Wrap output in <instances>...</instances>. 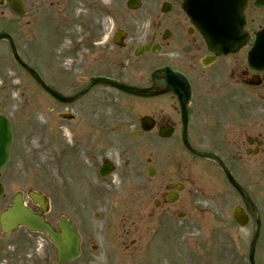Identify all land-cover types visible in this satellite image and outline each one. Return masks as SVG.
<instances>
[{"label":"flooded vegetation","instance_id":"af4514ba","mask_svg":"<svg viewBox=\"0 0 264 264\" xmlns=\"http://www.w3.org/2000/svg\"><path fill=\"white\" fill-rule=\"evenodd\" d=\"M140 3L138 11L121 13V0H21L22 14L9 19V8L0 0V31L12 36L21 61L56 91L75 93L100 78L115 84L97 83L84 100L67 105L44 93L54 105L49 153L58 148L57 138L74 129L88 157L84 163L99 176L106 159L122 157L104 133L125 140L140 135L148 162L166 168L170 155L180 168L171 174L182 178L184 140L196 151L219 156L244 185L248 166L259 165L264 153V71L248 63L253 37L264 28V6L257 10L255 25H246L249 43L220 55L209 50L186 16L185 0ZM2 22H8L4 30ZM25 74L11 58L7 41H0V93L17 91ZM76 76L83 78L77 82ZM120 83L125 86L116 88ZM125 89L151 96L135 97ZM0 99L7 102V97ZM61 108L74 115L73 125L56 120ZM39 128L35 123L30 131ZM162 139L172 141L170 146H163ZM159 174L167 176L160 170L154 177ZM250 177L252 185H261Z\"/></svg>","mask_w":264,"mask_h":264},{"label":"rangeland","instance_id":"374dc122","mask_svg":"<svg viewBox=\"0 0 264 264\" xmlns=\"http://www.w3.org/2000/svg\"><path fill=\"white\" fill-rule=\"evenodd\" d=\"M47 193L51 194L48 189L45 190ZM133 199H123L122 201L118 202V206L121 207L124 211L129 212L132 207L134 208V211H139L141 214L147 212L146 220L148 221L147 227L148 228H154L155 225L151 223V220L148 219L149 214H151V217L153 219H160L163 215V212L159 209L152 208V204H150L151 199H136L134 198V195L132 196ZM53 198H55L53 196ZM256 198L258 200L263 199V203L261 207L263 206V213H264V190L261 194H256ZM103 200V201H102ZM138 200L137 203H135ZM82 199H56L54 202V207H52V214L57 215L59 213H64L66 216H68L73 223L77 225L79 229H81V232L84 233L85 241H88L90 238H94L103 232L107 237H119L122 233L118 231L117 228H106V224L113 220V216L115 214H118L124 218V212L122 210H118L116 208H111L108 210L107 213L103 212L99 215H94L93 217H87L81 213V204ZM104 202L109 203L105 199H90V201L87 203L88 208L90 211H98L102 210V205ZM186 204L184 205V208L182 211H187L188 214H192L194 221L189 224L188 226L184 225V229L180 230V232H174L173 238H183L182 243L178 244V247L176 249V252L174 250V243L170 239H165L162 241V252L167 256L163 264H171L172 261H178L177 264H210V263H202L200 260H197L195 255H193V252L191 250H194L196 248V243L192 241L193 233H195L196 229L201 230V232L205 235L204 240L205 243H209L208 238L210 235V219L211 214L215 213L216 210H222L226 211L228 208L227 203H222L220 199H185ZM226 202V199L224 200ZM61 203V205H60ZM105 208L106 204L104 203ZM64 206H69L64 207ZM104 208V209H105ZM152 209V210H151ZM70 211V212H69ZM134 220L138 224L139 229L143 230L146 228L145 218H139L136 214L134 215ZM128 221H126V227L125 230L128 228L127 225ZM233 229H235V232L238 235H241L244 230L236 229L234 225L232 224ZM124 235V234H123ZM221 239L223 240V233L221 230ZM235 237V236H234ZM124 240L131 241V239L136 238L137 241L136 245L137 247L134 248V251H137L140 253L142 247L146 243V241H139L137 236H132L127 238L126 235H124ZM233 239V238H232ZM236 239V238H235ZM234 240V239H233ZM245 241V238H243V243ZM177 242L175 241V245ZM192 248V249H191ZM106 248L102 247L101 252L105 251ZM207 250V249H206ZM257 251H258V257L262 264H264V229H262L260 238L257 243ZM172 252H175L172 257ZM135 254V253H134ZM176 255V256H175ZM143 256V255H142ZM148 261V264H154L155 261H151L147 257H145ZM205 259H209L207 256ZM140 261V259H138ZM146 264V262H143ZM132 264V263H128Z\"/></svg>","mask_w":264,"mask_h":264},{"label":"water","instance_id":"95a60500","mask_svg":"<svg viewBox=\"0 0 264 264\" xmlns=\"http://www.w3.org/2000/svg\"><path fill=\"white\" fill-rule=\"evenodd\" d=\"M234 3V0H207L205 7H206V11L207 14H201L200 12V18L202 19L203 16L206 17V19L208 20V23L211 24V28H213V31H215L218 28H223L222 30L226 29V22L229 20H232L233 17V9L230 7L231 4ZM227 5V6H226ZM200 21V20H199ZM221 35H225V31L223 33H221ZM5 162V156L3 154H0V167L4 165ZM21 223L26 225L27 227H33L32 224H30L29 219H27V217L23 218L21 217ZM14 220V219H13ZM4 221V218H2V222ZM15 221V220H14ZM14 222H11L12 225ZM17 224V223H14ZM35 228H38L42 231H44V229H46V227H44V224L38 220L37 223H35ZM59 227H61L63 229V236L67 237L70 242V249L72 251V253H76V249H77V236L75 233V230L67 225L65 222H60ZM46 232L49 234L50 238H54L53 234L51 232H48V230H46ZM69 249V250H70Z\"/></svg>","mask_w":264,"mask_h":264}]
</instances>
